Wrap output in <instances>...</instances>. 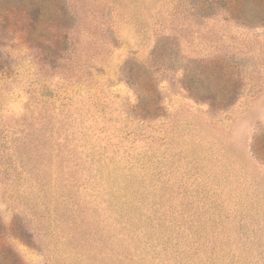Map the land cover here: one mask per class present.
Returning <instances> with one entry per match:
<instances>
[{
	"label": "rangeland",
	"instance_id": "374dc122",
	"mask_svg": "<svg viewBox=\"0 0 264 264\" xmlns=\"http://www.w3.org/2000/svg\"><path fill=\"white\" fill-rule=\"evenodd\" d=\"M0 0V264H264V0Z\"/></svg>",
	"mask_w": 264,
	"mask_h": 264
},
{
	"label": "trees",
	"instance_id": "16d2710c",
	"mask_svg": "<svg viewBox=\"0 0 264 264\" xmlns=\"http://www.w3.org/2000/svg\"><path fill=\"white\" fill-rule=\"evenodd\" d=\"M226 1V0H225ZM229 1H231L232 2V0H229ZM229 1H228V3H229ZM234 1V0H233ZM238 1V3H239V0H235V2H237Z\"/></svg>",
	"mask_w": 264,
	"mask_h": 264
}]
</instances>
